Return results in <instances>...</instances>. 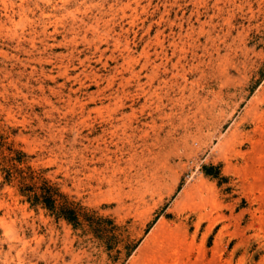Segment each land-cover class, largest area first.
Here are the masks:
<instances>
[{"label": "rangeland", "instance_id": "obj_1", "mask_svg": "<svg viewBox=\"0 0 264 264\" xmlns=\"http://www.w3.org/2000/svg\"><path fill=\"white\" fill-rule=\"evenodd\" d=\"M159 224L150 264H264V0H0V264Z\"/></svg>", "mask_w": 264, "mask_h": 264}, {"label": "bare ground", "instance_id": "obj_2", "mask_svg": "<svg viewBox=\"0 0 264 264\" xmlns=\"http://www.w3.org/2000/svg\"><path fill=\"white\" fill-rule=\"evenodd\" d=\"M164 234L165 233L162 224L158 227H155L145 239L144 244L143 245L141 244L142 247L138 250L139 256H137V258L133 260L132 264H137L140 261L150 264V253H154V252L159 253L160 250L163 248L161 245L164 244V239H165ZM168 237L169 236H167V238ZM168 240H170V238Z\"/></svg>", "mask_w": 264, "mask_h": 264}]
</instances>
